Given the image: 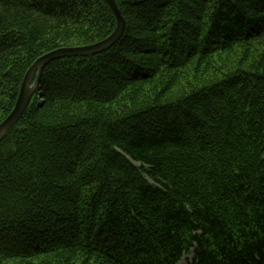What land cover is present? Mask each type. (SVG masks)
<instances>
[{
	"label": "trees",
	"instance_id": "obj_1",
	"mask_svg": "<svg viewBox=\"0 0 264 264\" xmlns=\"http://www.w3.org/2000/svg\"><path fill=\"white\" fill-rule=\"evenodd\" d=\"M0 142V264H264V0H116ZM103 0H0V122ZM36 74L34 75V79Z\"/></svg>",
	"mask_w": 264,
	"mask_h": 264
},
{
	"label": "water",
	"instance_id": "obj_2",
	"mask_svg": "<svg viewBox=\"0 0 264 264\" xmlns=\"http://www.w3.org/2000/svg\"><path fill=\"white\" fill-rule=\"evenodd\" d=\"M116 19L114 31L106 38L92 44L73 47H60L41 55L29 67L24 75L18 98L12 111L0 122V142L7 132L19 121L28 108L34 94L37 91L44 68L53 60L69 56H84L103 52L112 47L123 35L126 29V20L121 14L116 0H103ZM36 78L34 79V75Z\"/></svg>",
	"mask_w": 264,
	"mask_h": 264
},
{
	"label": "rangeland",
	"instance_id": "obj_3",
	"mask_svg": "<svg viewBox=\"0 0 264 264\" xmlns=\"http://www.w3.org/2000/svg\"><path fill=\"white\" fill-rule=\"evenodd\" d=\"M191 258H192V253H188V254H186V255L183 257V259H182V261H181V264H186L187 261H189Z\"/></svg>",
	"mask_w": 264,
	"mask_h": 264
}]
</instances>
